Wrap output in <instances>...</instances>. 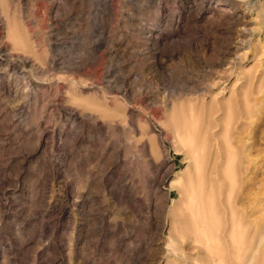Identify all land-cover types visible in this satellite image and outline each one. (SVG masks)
<instances>
[{
	"label": "rangeland",
	"instance_id": "1",
	"mask_svg": "<svg viewBox=\"0 0 264 264\" xmlns=\"http://www.w3.org/2000/svg\"><path fill=\"white\" fill-rule=\"evenodd\" d=\"M0 30V264H203L179 239L177 196L148 190L147 161L165 160L166 187L179 184L171 122L201 129L223 118L217 131L233 134L245 98L262 105L246 122L254 164L239 197L256 204V229L254 243L236 229L228 250L236 264H264V86L256 94L248 83L264 61V0H0ZM223 75L238 76L235 92L221 91ZM122 90L137 135L127 120L121 136L92 142L76 119L82 102ZM227 102L232 114L219 110Z\"/></svg>",
	"mask_w": 264,
	"mask_h": 264
},
{
	"label": "bare ground",
	"instance_id": "2",
	"mask_svg": "<svg viewBox=\"0 0 264 264\" xmlns=\"http://www.w3.org/2000/svg\"><path fill=\"white\" fill-rule=\"evenodd\" d=\"M159 6H161V3ZM209 10L210 12L214 11V9ZM4 27L7 30L6 32L10 31L9 28H6V25ZM12 30H15L16 36L20 34L17 25ZM9 37H12L11 33ZM17 40L18 43H21L19 39ZM16 58L22 60V65L30 62L28 57L17 55ZM241 60L243 58L236 57L231 62L228 61L227 71L224 70V74L229 76L230 73L234 72L235 66L240 64ZM54 65V62H52L51 66ZM72 71L75 70L73 69ZM250 71L249 86L253 87L254 90L256 87L258 90L256 94H260V89L264 86V61L258 66L254 60ZM76 79L75 75L72 74L68 80L75 82ZM221 81L223 85L221 91H226L227 85H230L231 89L235 88L236 91V88L239 87L238 82H240V79L235 76L234 81H232L231 77L223 75ZM54 83L55 96H57L58 101H62L63 93L61 94V91L63 90H61V81L56 79ZM122 93L123 97L114 101L103 98L94 102H82L84 111L78 114L76 119L79 120L81 130L92 136V139H90L92 142L96 140V136H106L109 133L112 136H121L123 134V124L127 120L133 134H136V129L130 121L134 112L128 114L129 116L126 118L128 112L125 111L127 104L124 90H122ZM229 96L231 97L232 95L229 94ZM243 100L244 103H238L240 105L237 114L239 115V120L237 119L239 122H236L235 127H233V134L231 130L217 131L220 122L224 120L223 118H211L201 129H193L186 120L171 122L169 126L173 133L171 137L177 145L175 151L183 156L185 164L183 173L174 177L179 184L170 182L169 186L166 187L167 177L171 174L174 167L167 165L165 160L160 159L161 161L159 160V162L147 161L150 174L145 184L148 190L153 191L155 195L163 194V198L167 200H170L173 193L177 196L178 200L175 198L171 200V203L178 207L180 206L177 224L181 228L186 227V233L182 231L179 239L182 242L183 237H185L187 241L195 245V249L202 253L201 255L205 258V260H201L203 264L238 263V257L235 256L234 258L228 250V244L233 245L235 243L233 238L234 231L236 229L242 231L243 235L251 240L252 233L256 229H254L255 223L252 221L256 204L254 205L251 201L245 207H242L239 205V197L241 187L245 184V181L247 183L251 178L249 175L254 164L252 156L253 142L248 131L251 126H248L246 122L254 117L255 113L260 110L259 108H262V105L255 104L258 98L257 100L254 99V102L252 101L253 106H251L250 100L246 98ZM211 102H216V97H211ZM231 103H218L219 110H225L224 104H227V110L232 114L233 106ZM253 107L257 110L253 109ZM240 118L243 120L240 121ZM44 135L41 134L39 136V141H42L41 139L45 137ZM89 144H91L90 141ZM137 147L143 158L146 159L152 156L151 153L153 154L154 149L152 147L148 149L145 142ZM154 194H151V196ZM251 241L253 242V240ZM249 258L251 259L252 257Z\"/></svg>",
	"mask_w": 264,
	"mask_h": 264
}]
</instances>
